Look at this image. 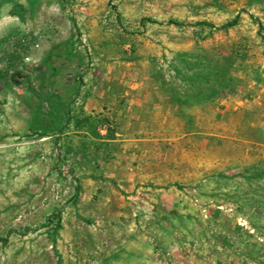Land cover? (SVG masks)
<instances>
[{"label":"rangeland","instance_id":"rangeland-1","mask_svg":"<svg viewBox=\"0 0 264 264\" xmlns=\"http://www.w3.org/2000/svg\"><path fill=\"white\" fill-rule=\"evenodd\" d=\"M262 170L264 0H0V264H202L168 211Z\"/></svg>","mask_w":264,"mask_h":264},{"label":"trees","instance_id":"trees-1","mask_svg":"<svg viewBox=\"0 0 264 264\" xmlns=\"http://www.w3.org/2000/svg\"><path fill=\"white\" fill-rule=\"evenodd\" d=\"M204 22H199L203 24ZM264 175V170L259 176ZM213 182V181H211ZM207 181L199 184L198 194L207 198L206 205L211 203L216 206H223V217L233 222L239 218L245 219V225H239L232 229L229 226L217 224L212 218H203L199 210L189 211V214H182L176 205L168 211L172 218L167 216V234L172 235L170 245L175 242L182 244L185 250H190L196 258H201L202 264L219 262V264H264V211L257 209L253 213L242 212L240 209L244 202H239L233 196L224 192L218 194L214 190L205 188ZM256 202L257 207L264 205V199ZM193 212V213H192ZM228 221V222H229ZM199 223L198 225L196 224ZM200 226V228H199ZM197 240L198 247L194 246ZM192 247V248H190ZM197 251V252H196ZM187 259L189 254L186 255Z\"/></svg>","mask_w":264,"mask_h":264},{"label":"crops","instance_id":"crops-1","mask_svg":"<svg viewBox=\"0 0 264 264\" xmlns=\"http://www.w3.org/2000/svg\"><path fill=\"white\" fill-rule=\"evenodd\" d=\"M262 95V94H261ZM262 97H263V95H262ZM142 101V100H141ZM136 103H138V105H141V102H140V99L139 100H136L135 101ZM251 104H249L248 103V107L250 106ZM95 108H98V107H96V106H94ZM100 110H103V108H101ZM106 113V112H105ZM121 113H123V111L121 110ZM137 117V116H136Z\"/></svg>","mask_w":264,"mask_h":264}]
</instances>
